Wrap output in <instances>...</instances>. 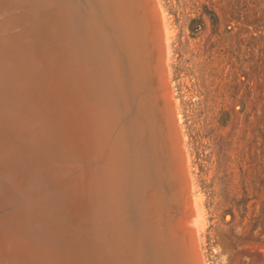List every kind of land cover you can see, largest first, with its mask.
I'll list each match as a JSON object with an SVG mask.
<instances>
[{"label": "bare ground", "instance_id": "6f19581e", "mask_svg": "<svg viewBox=\"0 0 264 264\" xmlns=\"http://www.w3.org/2000/svg\"><path fill=\"white\" fill-rule=\"evenodd\" d=\"M145 6L0 0V264H200Z\"/></svg>", "mask_w": 264, "mask_h": 264}, {"label": "rangeland", "instance_id": "374dc122", "mask_svg": "<svg viewBox=\"0 0 264 264\" xmlns=\"http://www.w3.org/2000/svg\"><path fill=\"white\" fill-rule=\"evenodd\" d=\"M150 1L143 10L158 27L151 49L155 71L165 69L161 101L179 156L173 209L179 214L183 206L186 227L198 217L200 264H264V0ZM81 56L86 66L84 50ZM4 211L26 231L17 210Z\"/></svg>", "mask_w": 264, "mask_h": 264}]
</instances>
